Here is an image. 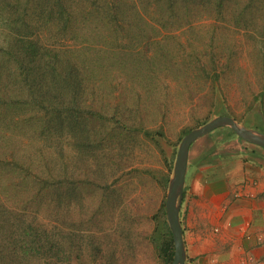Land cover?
<instances>
[{"label": "rangeland", "instance_id": "374dc122", "mask_svg": "<svg viewBox=\"0 0 264 264\" xmlns=\"http://www.w3.org/2000/svg\"><path fill=\"white\" fill-rule=\"evenodd\" d=\"M63 1L70 22L63 30L65 14L48 24L39 20L41 48L62 68L63 78L68 65L78 66L82 107L94 113L91 119L83 113L87 135L107 151L91 159L98 161L97 173L91 167L86 171V146L81 150L65 130L62 143L71 166L67 172L52 171L51 177L75 186L68 211L65 201L57 202L62 190L70 195L67 188L43 191L38 179L42 145L59 137L45 138L40 128L22 122L33 106L28 91L18 89L15 103L2 113L16 118L3 119L0 150L7 160L13 152L30 156L33 169L9 171L0 161V264H46L16 241L22 229L37 223L80 230L81 251L64 254L72 264H165L158 218L167 195L163 183L182 137L220 114L264 126V0ZM9 32L0 30V44ZM82 133L76 135L79 145ZM250 144L221 128L195 141L192 157L201 148L239 155ZM104 189L110 195L105 197ZM196 209L201 235L220 247L221 228L209 226L217 206L202 200ZM202 210L210 211L206 222Z\"/></svg>", "mask_w": 264, "mask_h": 264}, {"label": "trees", "instance_id": "16d2710c", "mask_svg": "<svg viewBox=\"0 0 264 264\" xmlns=\"http://www.w3.org/2000/svg\"><path fill=\"white\" fill-rule=\"evenodd\" d=\"M66 6L63 0H0V30L3 31L5 27L8 31L10 29L9 34L2 41L3 43L0 44V128L3 119L7 120V123L15 121V113L4 117L2 113L5 108L15 103L16 95H19V88L23 87L28 91L26 94L27 103L32 105L33 108L30 113L26 114L22 122L26 123L30 128H40L45 138L51 134L59 137V140L54 138L50 145H45V143L42 145L41 154L44 160L42 159L43 164L38 168V179L41 180V190L46 191L48 188L52 190L50 187H54V191L67 188L70 195L65 190H62L61 195L64 196L63 200H57V202L61 203L65 201V208L69 211L72 206L71 200L73 197L71 196H73L72 193L76 189L75 186L67 185L68 187H66L64 184H59L60 178L54 179L51 177L52 171L67 172L71 166L70 160L72 159H70L69 152L63 147L64 144L62 143L65 130L70 135H73V140L77 141V145L81 146V150L83 145L86 146L85 148L90 154H88L90 157L89 167L85 168L86 171L88 169L91 171L92 168V172L97 173L101 168H99L98 161L94 163V159H91L95 156L96 152L97 154L98 152L104 154L107 150L102 146L100 141H96V144H94V138L87 135L83 113H88L89 119L94 116V113L82 107L81 79H76L81 78L78 66H73V64L68 65L64 72L65 77L63 78L62 68L53 63V60L48 57V53L50 52L47 49L41 48L42 40L40 39L38 30L42 31V29H39L41 27L39 23L48 24L51 23L50 21L62 20L65 14L66 19L63 30L66 29L70 22V11ZM55 13H58V15L53 20ZM39 20L41 21L38 23ZM74 74L76 75L73 76ZM68 92L71 98L64 96ZM261 96L264 99V93ZM66 122L67 128L63 129ZM259 126L257 125L256 128L264 131V126ZM224 129L228 131V137L235 136L232 129L227 127ZM83 130L84 133H82ZM78 133H82L83 135L80 145L79 139H76ZM1 144L0 142V146ZM77 151L80 153L79 148H77ZM4 152L5 150H0V161L9 165H5L7 169L9 168V171L25 174L30 169L32 171L33 159L31 158L29 161L30 156L22 159L16 155V152H13L11 153L12 159L7 160L6 158H2L5 156ZM97 154L96 156H98ZM112 163L117 165L116 161ZM73 170H76L74 166ZM169 178L170 176L165 178L164 186L168 184ZM87 184L91 185V183ZM103 192L105 197L110 195L108 190L104 189ZM61 195L59 196L61 197ZM1 205L5 211L11 212L7 204L4 205L2 203ZM17 207L18 204L15 205L14 203L13 208ZM53 210L59 211L55 207ZM160 222L161 225L159 227L161 231L157 238L160 245L158 246L163 254L165 264H170L174 257L175 248L172 233L167 223L165 201L162 202L160 207L158 223L160 224ZM37 225L22 229L16 240L20 245H23V248H28L26 249V253L39 254L46 258V264H72L68 261V257L70 256H64V254L68 251L70 254L81 251L80 230L66 229L68 227L60 225L52 226L44 223ZM87 241H89V244L94 245L92 239H88ZM118 252L122 255L124 250H120L119 248ZM114 255L115 253H113ZM78 264H81V262Z\"/></svg>", "mask_w": 264, "mask_h": 264}, {"label": "crops", "instance_id": "0c3cea01", "mask_svg": "<svg viewBox=\"0 0 264 264\" xmlns=\"http://www.w3.org/2000/svg\"><path fill=\"white\" fill-rule=\"evenodd\" d=\"M247 147L239 155L201 148L192 157L191 146L182 205L187 264H264V148ZM202 200L217 206L209 226L221 228L220 247L201 235L195 220ZM201 217L206 222L210 211Z\"/></svg>", "mask_w": 264, "mask_h": 264}, {"label": "water", "instance_id": "95a60500", "mask_svg": "<svg viewBox=\"0 0 264 264\" xmlns=\"http://www.w3.org/2000/svg\"><path fill=\"white\" fill-rule=\"evenodd\" d=\"M230 128L239 139L264 148V131L247 122L225 114L215 115L186 133L178 146L165 200L166 218L174 242V257L170 264H187L188 251L182 222V205L188 173L190 148L195 141L218 128Z\"/></svg>", "mask_w": 264, "mask_h": 264}, {"label": "built area", "instance_id": "2783aa9c", "mask_svg": "<svg viewBox=\"0 0 264 264\" xmlns=\"http://www.w3.org/2000/svg\"><path fill=\"white\" fill-rule=\"evenodd\" d=\"M256 264H262V263H260V262H257Z\"/></svg>", "mask_w": 264, "mask_h": 264}]
</instances>
